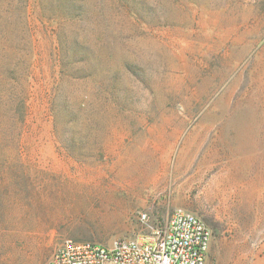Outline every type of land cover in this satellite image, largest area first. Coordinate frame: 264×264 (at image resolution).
<instances>
[{
  "label": "rangeland",
  "instance_id": "obj_1",
  "mask_svg": "<svg viewBox=\"0 0 264 264\" xmlns=\"http://www.w3.org/2000/svg\"><path fill=\"white\" fill-rule=\"evenodd\" d=\"M175 208L264 264V0H0V264Z\"/></svg>",
  "mask_w": 264,
  "mask_h": 264
},
{
  "label": "built area",
  "instance_id": "obj_2",
  "mask_svg": "<svg viewBox=\"0 0 264 264\" xmlns=\"http://www.w3.org/2000/svg\"><path fill=\"white\" fill-rule=\"evenodd\" d=\"M210 240V228L198 215L175 208L150 232L108 245L66 239L44 264H206Z\"/></svg>",
  "mask_w": 264,
  "mask_h": 264
},
{
  "label": "crops",
  "instance_id": "obj_3",
  "mask_svg": "<svg viewBox=\"0 0 264 264\" xmlns=\"http://www.w3.org/2000/svg\"><path fill=\"white\" fill-rule=\"evenodd\" d=\"M256 193H257V189L256 188L253 189L252 187L251 188H245V189L241 190V195L245 199H249L253 196H256ZM247 204H249V202ZM206 261H207V259H206Z\"/></svg>",
  "mask_w": 264,
  "mask_h": 264
}]
</instances>
